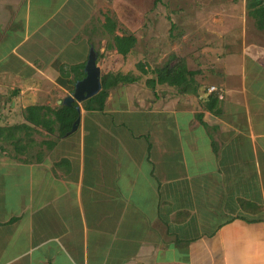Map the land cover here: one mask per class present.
Masks as SVG:
<instances>
[{"label":"crops","instance_id":"crops-1","mask_svg":"<svg viewBox=\"0 0 264 264\" xmlns=\"http://www.w3.org/2000/svg\"><path fill=\"white\" fill-rule=\"evenodd\" d=\"M120 4L0 0V126L63 104L92 51L102 72ZM246 53L205 97L110 92L64 138L38 127L39 159L0 147V264H264V47Z\"/></svg>","mask_w":264,"mask_h":264},{"label":"rangeland","instance_id":"rangeland-1","mask_svg":"<svg viewBox=\"0 0 264 264\" xmlns=\"http://www.w3.org/2000/svg\"><path fill=\"white\" fill-rule=\"evenodd\" d=\"M121 3L117 12L123 20H116L117 31L134 34L136 43L126 56L111 54L104 57V53L100 54L103 44H112L104 37L105 40L95 42L99 55L97 61L102 67L101 77L120 72L138 79L134 84L121 82L111 87L109 98L117 93L119 96H123L121 93L147 94L148 98L178 93L177 87L167 84L156 83L153 89L150 88L146 80L155 77V74H143L137 67L138 63H142L144 68L153 70L177 60H183L187 68L197 71L198 92L205 97L207 86H219L227 73L230 79L239 80L238 74L241 75L242 68L250 62L248 53L244 62L238 58L240 49L264 47V30L256 28L253 18L247 15L245 0H148L146 5L145 0H121ZM228 54L233 55L224 70V58ZM53 93L56 98L63 96V93ZM50 101L52 107L58 106ZM21 135L26 149L18 153L13 143H3L0 147L7 156L33 159L37 152L44 150L43 140L55 138L42 130L31 132L28 136Z\"/></svg>","mask_w":264,"mask_h":264},{"label":"trees","instance_id":"trees-1","mask_svg":"<svg viewBox=\"0 0 264 264\" xmlns=\"http://www.w3.org/2000/svg\"><path fill=\"white\" fill-rule=\"evenodd\" d=\"M245 9L247 15L253 18L256 28L264 30V0H245ZM113 43L118 54L126 56L134 47L136 37L131 33H124L121 36L115 35L113 37ZM137 67L143 74L148 72L155 74V77L146 80L148 86L152 89L156 83H160L177 87L178 93L193 95L198 93L199 85L195 79L197 71L187 68L183 60H177L171 65L167 64L153 70L144 68L142 63H138ZM83 76L84 73L82 72L75 73V80L72 84L75 85L76 81ZM137 79L136 76L120 72L103 75L100 79V91L83 101L84 109L88 111H102L104 109L105 99L111 87L121 82L132 83L137 81ZM73 89L72 87L70 91H73ZM218 101L217 96L209 94L204 107L213 114H220L221 110ZM78 107V102L75 100L69 105L61 104L54 108L48 105L27 106L22 111L24 120L22 123L11 126H0V138H2L3 141L13 143L18 153H23L26 149V145L21 142L23 137L21 133L28 136L31 132L35 130L38 131V127L49 133H56L58 138H64L71 133L73 123L80 116ZM43 143L48 146L53 144L52 142ZM36 157L39 159V155H36Z\"/></svg>","mask_w":264,"mask_h":264},{"label":"water","instance_id":"water-1","mask_svg":"<svg viewBox=\"0 0 264 264\" xmlns=\"http://www.w3.org/2000/svg\"><path fill=\"white\" fill-rule=\"evenodd\" d=\"M85 76L78 81H76L74 89L72 93L66 96L61 102L63 104L69 105L74 100L77 102H81L86 100L96 93H98L101 89V71L99 66L96 64V56L92 51L87 59V62L84 67ZM60 102V103H61ZM80 111V108L78 107ZM80 117H78L72 125L71 131L75 130Z\"/></svg>","mask_w":264,"mask_h":264},{"label":"built area","instance_id":"built-area-1","mask_svg":"<svg viewBox=\"0 0 264 264\" xmlns=\"http://www.w3.org/2000/svg\"><path fill=\"white\" fill-rule=\"evenodd\" d=\"M209 91H210V92L217 91L216 86H210V87H209Z\"/></svg>","mask_w":264,"mask_h":264}]
</instances>
